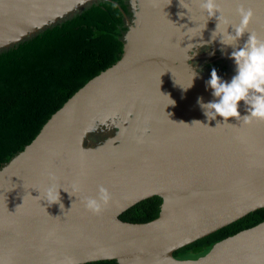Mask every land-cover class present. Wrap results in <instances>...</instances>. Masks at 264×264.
Wrapping results in <instances>:
<instances>
[{"label":"water","instance_id":"95a60500","mask_svg":"<svg viewBox=\"0 0 264 264\" xmlns=\"http://www.w3.org/2000/svg\"><path fill=\"white\" fill-rule=\"evenodd\" d=\"M93 1L0 0V50ZM219 3L220 32L239 23L242 6L254 13L249 29L264 38V0ZM118 7L126 25L120 58L0 166V264H264V220L195 258L173 255L264 207V121L217 125L223 118L208 121L197 103L213 97L210 77L193 61L216 55L231 67L221 78L235 74L233 49L212 39L218 20L207 21L199 0H128L130 16ZM190 69L198 75L184 91ZM239 111L247 114L243 101ZM49 187L60 188L59 202H47ZM155 195L162 200L155 218H120ZM89 197L99 213L86 208Z\"/></svg>","mask_w":264,"mask_h":264},{"label":"trees","instance_id":"16d2710c","mask_svg":"<svg viewBox=\"0 0 264 264\" xmlns=\"http://www.w3.org/2000/svg\"><path fill=\"white\" fill-rule=\"evenodd\" d=\"M130 16L128 0H95L72 15L0 50V166L24 148L42 125L90 78L116 62ZM219 64V61L210 66ZM161 198L144 199L120 218L145 222L155 218ZM264 220V207L174 251L195 258L222 238ZM84 264H117L98 260Z\"/></svg>","mask_w":264,"mask_h":264},{"label":"clouds","instance_id":"9594fccd","mask_svg":"<svg viewBox=\"0 0 264 264\" xmlns=\"http://www.w3.org/2000/svg\"><path fill=\"white\" fill-rule=\"evenodd\" d=\"M199 6L201 11L206 14L207 21L213 17L218 20L216 29L211 34L212 39L219 38L222 45L233 49L229 58L235 64V74L230 81L221 78L215 68L211 70L210 79L206 81V89L211 90L213 99L205 102L203 97H199L197 100L204 116L208 121L222 117L223 123L217 121V125L231 124L228 122L230 118H235L237 121L243 120L245 124H251L253 121H264V38L249 29L254 15L253 11L242 6L239 7L237 9L240 17L239 23L233 26L231 22H228L224 31L220 32L218 30L219 19L223 15V9L219 0H199ZM183 8L187 10L189 16V7L185 6ZM229 27L233 29L232 32H229ZM245 33H248V38L241 47L239 41ZM195 37L197 36L191 39ZM191 73L190 82L186 87H182L184 91L193 86L198 75L193 70H191ZM241 101L244 102L247 112L243 117H241L239 111ZM174 103L175 101L171 100L170 104ZM59 190L60 188L49 187L45 193L48 203L59 202ZM101 191L105 194L104 199L106 201V190L102 189ZM61 205L63 204H60V207ZM85 206L95 213L101 211L99 202L91 197L87 198Z\"/></svg>","mask_w":264,"mask_h":264},{"label":"flooded vegetation","instance_id":"af4514ba","mask_svg":"<svg viewBox=\"0 0 264 264\" xmlns=\"http://www.w3.org/2000/svg\"><path fill=\"white\" fill-rule=\"evenodd\" d=\"M209 50H210L209 46L200 49L201 52H207ZM215 57H216V55L214 57L208 59V60H206V59L205 60H195V61H193V64L195 66H197V68L200 72H202L204 75H206L208 77H210L211 70L213 68H215L217 70V73L220 77H223L224 75L230 73L231 67L228 65V62L226 60H222V59L221 60L220 59L215 60ZM217 61H219V64H216L213 66L209 65L211 63L214 64Z\"/></svg>","mask_w":264,"mask_h":264}]
</instances>
